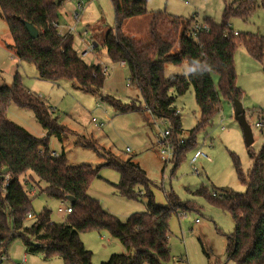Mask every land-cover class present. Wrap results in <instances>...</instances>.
I'll return each mask as SVG.
<instances>
[{
  "label": "trees",
  "instance_id": "obj_1",
  "mask_svg": "<svg viewBox=\"0 0 264 264\" xmlns=\"http://www.w3.org/2000/svg\"><path fill=\"white\" fill-rule=\"evenodd\" d=\"M115 11L114 28L107 32L103 47L114 63H125L130 82L139 89L144 109L122 105L102 92L107 77L98 66L87 65L73 49V37L65 38L53 30L58 23V11L64 0H0V15L6 21L13 44L8 49L16 59L34 65L41 80L68 81L74 90L82 91L107 101L117 113L148 111L152 117L169 121L171 140L183 135L181 120L175 106L176 98L193 89L200 110L198 127L190 141L181 147L171 163L178 169L188 151L195 145V132L207 128L221 113L223 103L233 106L241 102L242 92L237 85L235 51L243 44L251 58L264 63V38L234 34L229 25L233 17L247 19L264 0L225 1L223 22L207 23L209 31L194 37L195 18L183 21L166 14H151L150 39L138 41L124 32L128 21L149 14L147 0H111ZM32 25L39 33L32 39L26 29ZM174 38V39H173ZM178 39L179 48L174 41ZM96 49L98 44L94 42ZM175 48V50H174ZM204 54L213 64V71L201 77L165 76L170 64L181 67L185 61L203 59ZM95 76V77H94ZM11 105L30 110L39 122L45 136L36 138L7 118ZM258 124H264V110ZM262 135L264 136V128ZM55 138L63 146L68 131L58 123L53 110L41 99L26 91L19 75L11 87L0 86V264H3L10 243L21 238L27 254H40L45 260L61 259L64 264H92V254L85 248L80 234L107 231L117 239L127 253L112 255L101 264H175L169 247L170 220L182 206L173 194H167L168 206L156 204L145 171L133 160L112 162L107 166L120 174L115 186L127 199H137L136 187L145 189L146 211L134 214L122 222L108 213L100 203L88 195L91 183L99 178V170L82 165L72 167L64 154L50 150V140ZM252 169L244 174L235 161L238 177L245 186L244 194L224 192L221 197L209 195L205 187L194 195L210 198L223 208L235 223L232 234L226 235V264H264V145L259 153L248 148ZM10 180L4 186V177ZM36 177L46 184L44 194L65 202L68 197L72 214L63 224L51 223V212L44 211L27 226V215L32 202L23 182L26 177ZM36 185V182H34ZM216 195V196H214Z\"/></svg>",
  "mask_w": 264,
  "mask_h": 264
},
{
  "label": "rangeland",
  "instance_id": "obj_2",
  "mask_svg": "<svg viewBox=\"0 0 264 264\" xmlns=\"http://www.w3.org/2000/svg\"><path fill=\"white\" fill-rule=\"evenodd\" d=\"M225 1L233 3L237 0H147L149 14L128 21L123 30L138 41H148L151 14L157 13L183 21L195 18L201 25H220ZM255 1L260 3L261 0ZM76 13L79 14L78 23ZM58 24L66 32L68 28H75L73 49L87 65L97 66L103 62L110 68L103 97H111L124 106L144 109L139 89L130 82L129 70L121 63L112 62L103 47L107 32L116 25L111 0H64L58 11ZM229 25L234 34L264 38V8L258 6L247 19L233 17ZM94 42L99 45L98 48L84 55L88 50L87 43ZM174 42L178 49V39ZM12 44L8 25L0 15V86L11 87L14 77L19 75L23 88L53 110L58 123L68 131V139L62 146L57 139L51 138V151L64 154L72 167L87 165L99 170V178L91 183L88 195L122 222L134 214L144 213L147 205L145 189L136 187V194L139 196L142 193L137 199L123 197L115 188L120 174L107 166L114 161L133 160L145 171L157 205L168 206V193H173L182 203L170 220L169 247L174 263L226 264V235L234 232L235 223L223 208L210 198L194 195V191L205 187L209 195L215 193L218 197L225 191L239 195L246 192L238 177L235 161H239L244 174L251 171L253 164L241 127L234 118L233 106L223 103L221 113L213 122L195 132L194 147L187 152L179 168L174 170L171 162L161 158L157 146L161 133L172 129L169 121L156 119L148 111L120 114L109 102L72 89L68 81L54 83L41 80L34 65L16 59L14 52L8 49ZM235 69L237 85L242 92L241 102L254 136L252 150L259 153L264 145V136L256 125L264 110V63L251 58L244 45L240 44L235 51ZM169 71L173 72V76L183 75V66L166 65L167 79L170 78L166 75ZM175 106L183 130L180 137L190 141L191 133L200 121L193 89L177 97ZM7 118L36 138L45 136L30 110L11 105ZM93 119L98 124L93 123ZM197 150L210 160L201 158L196 165H192L191 160ZM26 178L32 180L23 182L32 202V215L39 217L46 210L51 212V223H66L69 215L59 213V209L65 211L70 203L47 197L43 193L46 184L31 175ZM31 224L32 221H26L27 226ZM80 239L92 254V264H101L112 255L127 253V249L107 231L85 232L80 234ZM24 257L27 258L25 264H64L58 258L47 261L40 254H27L21 238L10 243L3 264H22Z\"/></svg>",
  "mask_w": 264,
  "mask_h": 264
},
{
  "label": "built area",
  "instance_id": "obj_3",
  "mask_svg": "<svg viewBox=\"0 0 264 264\" xmlns=\"http://www.w3.org/2000/svg\"><path fill=\"white\" fill-rule=\"evenodd\" d=\"M79 10H81V5H79ZM75 20L78 23L79 22V14L76 13L75 14ZM52 28L53 30L57 31V33L60 36H64L65 38L68 37H73V33L75 32V28H68V31H63L65 28L61 27L58 23H53L52 24ZM201 31H209V27L207 25H201V24H196L194 27V37H197L198 33H200ZM87 47L88 50L86 51V53L84 55H87L90 52H93V50H95V44L94 43H87ZM20 62V61H19ZM100 69H101V74L104 77H107L109 75L110 72V68L103 62H100L99 65H97ZM121 66H125V63H121ZM95 77V76H94ZM224 120L221 121V123H223ZM93 123L98 124L96 119H93ZM257 128L263 129L264 128V124H257L256 125ZM224 129V128H223ZM186 144V140L182 139L180 136L177 137L176 139V145L172 142L171 140V131L167 130L164 133H161L160 135V140L158 142V149L161 155V158L163 160H165L167 163L171 162L177 152V148L176 147H181L184 146ZM176 146V147H175ZM201 158H206L207 160H210V158L208 156H206L204 153H202L201 151L197 150L194 153V156L191 160V164L192 165H196L197 162L201 159ZM198 174V172H196ZM4 186L7 185L8 181L10 180V175H7L4 177ZM216 196V195H214ZM59 213H65L67 215H71L72 214V208L68 207L65 211H63L62 209H59ZM35 218L34 215H32V213L27 215V220H33ZM26 259L24 258L22 261V264H25Z\"/></svg>",
  "mask_w": 264,
  "mask_h": 264
},
{
  "label": "water",
  "instance_id": "obj_4",
  "mask_svg": "<svg viewBox=\"0 0 264 264\" xmlns=\"http://www.w3.org/2000/svg\"><path fill=\"white\" fill-rule=\"evenodd\" d=\"M136 1H141V0H136ZM25 26L32 39H37L39 37L38 31L32 25L26 24ZM233 109H234V118L241 127L246 147L249 148L254 144V136H253L252 128L247 121L246 111L244 110L242 102L238 100H234ZM66 201H68L70 204L75 203V200L71 197H68Z\"/></svg>",
  "mask_w": 264,
  "mask_h": 264
},
{
  "label": "clouds",
  "instance_id": "obj_5",
  "mask_svg": "<svg viewBox=\"0 0 264 264\" xmlns=\"http://www.w3.org/2000/svg\"><path fill=\"white\" fill-rule=\"evenodd\" d=\"M203 59H192L191 63L189 61H185L183 65L182 74L186 77L196 76L201 77L205 73H210L213 71V64L209 62V59L206 55L201 54ZM168 76H173V72L169 71L166 73Z\"/></svg>",
  "mask_w": 264,
  "mask_h": 264
},
{
  "label": "crops",
  "instance_id": "obj_6",
  "mask_svg": "<svg viewBox=\"0 0 264 264\" xmlns=\"http://www.w3.org/2000/svg\"><path fill=\"white\" fill-rule=\"evenodd\" d=\"M131 21H133V20H131ZM18 60V59H17ZM19 61V60H18ZM123 68H126V65L123 67ZM51 150V149H50ZM52 153H55V154H57L56 152H54V151H51ZM58 155V154H57ZM25 259H26V262H27V258L26 257H24ZM25 262V263H26Z\"/></svg>",
  "mask_w": 264,
  "mask_h": 264
},
{
  "label": "flooded vegetation",
  "instance_id": "obj_7",
  "mask_svg": "<svg viewBox=\"0 0 264 264\" xmlns=\"http://www.w3.org/2000/svg\"><path fill=\"white\" fill-rule=\"evenodd\" d=\"M96 48V47H95Z\"/></svg>",
  "mask_w": 264,
  "mask_h": 264
}]
</instances>
